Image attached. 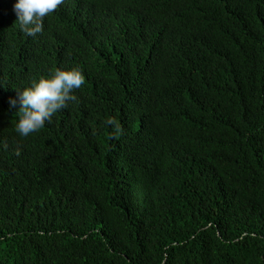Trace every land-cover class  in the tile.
Listing matches in <instances>:
<instances>
[{"label":"trees","instance_id":"obj_1","mask_svg":"<svg viewBox=\"0 0 264 264\" xmlns=\"http://www.w3.org/2000/svg\"><path fill=\"white\" fill-rule=\"evenodd\" d=\"M14 3L0 264H264V0H63L34 37ZM57 68L84 83L19 136L9 98Z\"/></svg>","mask_w":264,"mask_h":264},{"label":"clouds","instance_id":"obj_2","mask_svg":"<svg viewBox=\"0 0 264 264\" xmlns=\"http://www.w3.org/2000/svg\"><path fill=\"white\" fill-rule=\"evenodd\" d=\"M62 3L63 0H15L13 11L19 30L25 36H36L48 23L51 13ZM83 83L84 76L78 68H57L48 77L38 78L22 90L16 89V97L9 98L8 101L9 108L18 111L14 126L16 133L27 137L43 128L68 101L75 99L71 93ZM105 123L112 127L114 133L120 132V125L111 117Z\"/></svg>","mask_w":264,"mask_h":264}]
</instances>
